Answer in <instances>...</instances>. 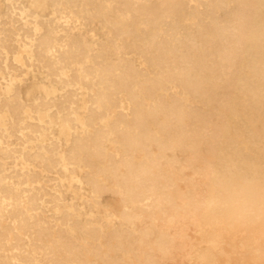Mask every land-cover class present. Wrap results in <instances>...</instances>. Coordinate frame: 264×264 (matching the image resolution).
<instances>
[{
  "label": "bare ground",
  "instance_id": "bare-ground-1",
  "mask_svg": "<svg viewBox=\"0 0 264 264\" xmlns=\"http://www.w3.org/2000/svg\"><path fill=\"white\" fill-rule=\"evenodd\" d=\"M1 18L0 264H264V0Z\"/></svg>",
  "mask_w": 264,
  "mask_h": 264
},
{
  "label": "rangeland",
  "instance_id": "rangeland-1",
  "mask_svg": "<svg viewBox=\"0 0 264 264\" xmlns=\"http://www.w3.org/2000/svg\"><path fill=\"white\" fill-rule=\"evenodd\" d=\"M51 10H52L51 8H48L47 13L50 12ZM11 19L12 20H19L18 17L11 18ZM41 19H43V18H41ZM45 19H50V17L47 16ZM0 20H10V19L1 18ZM103 201H104L105 205L110 207L113 211H115L117 213L120 212L122 205H121V201L118 198H116L110 194H106L103 198Z\"/></svg>",
  "mask_w": 264,
  "mask_h": 264
}]
</instances>
